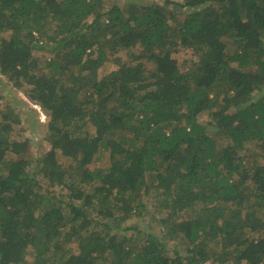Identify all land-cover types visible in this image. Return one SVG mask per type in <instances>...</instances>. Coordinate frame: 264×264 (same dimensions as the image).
I'll use <instances>...</instances> for the list:
<instances>
[{"label":"trees","instance_id":"obj_1","mask_svg":"<svg viewBox=\"0 0 264 264\" xmlns=\"http://www.w3.org/2000/svg\"><path fill=\"white\" fill-rule=\"evenodd\" d=\"M0 73V264H264V0H0Z\"/></svg>","mask_w":264,"mask_h":264},{"label":"rangeland","instance_id":"obj_2","mask_svg":"<svg viewBox=\"0 0 264 264\" xmlns=\"http://www.w3.org/2000/svg\"><path fill=\"white\" fill-rule=\"evenodd\" d=\"M157 1L163 0H117L121 4H126L127 2L141 3V4H151ZM181 53V54H180ZM178 53V59H185L189 56H186L185 51H180ZM40 58L47 59L49 58L47 53H39ZM175 57V56H174ZM176 58V57H175ZM118 67L115 63L109 62L103 68V73H109L116 70ZM0 96L2 97L1 105L4 108H13L17 113H20L21 121L15 124L14 137L17 140H23L28 138L30 140V156L36 157L42 155L44 152L50 149V146L44 140V136L47 131V125L50 121L49 117L45 112L37 105L32 99L24 92L23 89H15L7 81V79L0 73ZM47 144V146H46ZM61 163H64V160H60ZM109 164V155L107 153H100L92 165V167L105 168ZM151 217L146 215L143 218L135 217L128 221L127 225H137L142 230H154L158 232V229L155 227V224L152 222Z\"/></svg>","mask_w":264,"mask_h":264}]
</instances>
